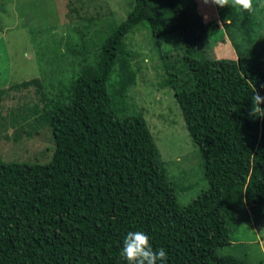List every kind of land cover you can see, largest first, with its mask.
Listing matches in <instances>:
<instances>
[{"label": "trees", "instance_id": "trees-1", "mask_svg": "<svg viewBox=\"0 0 264 264\" xmlns=\"http://www.w3.org/2000/svg\"><path fill=\"white\" fill-rule=\"evenodd\" d=\"M262 5L253 0L251 11L241 10L223 0L221 14L204 20L197 0H133L118 23L110 13L67 32L61 19L42 24L54 52L67 55L77 72L53 96L37 76L0 87V264H124L119 249L130 230L147 233L154 249L165 248L166 264H254L218 249L232 243L238 207L264 216V100L258 107L255 97H264V48L242 53L237 42L259 40ZM19 7L18 16L39 19L38 11ZM91 7L76 0L70 18H84ZM14 11L0 6L1 21ZM134 28L147 29L153 41L178 37L175 53L159 50V84L174 91L207 181L186 204L177 199L181 189L143 113H129L138 109L131 90L139 68L129 45ZM220 28L237 56L200 54ZM46 77L53 84V73ZM31 85H38L37 100L1 113L6 89ZM35 135L45 144L31 150L26 140ZM2 149L27 155L11 160Z\"/></svg>", "mask_w": 264, "mask_h": 264}, {"label": "rangeland", "instance_id": "rangeland-1", "mask_svg": "<svg viewBox=\"0 0 264 264\" xmlns=\"http://www.w3.org/2000/svg\"><path fill=\"white\" fill-rule=\"evenodd\" d=\"M75 1L0 0V6L7 7L8 12L20 8L19 6L24 11H28V14H31L34 10L39 12V19L36 22L34 16L31 19H24L20 15L18 16L15 11L12 14L7 12L1 15L4 21L0 19V87L7 88L10 84L37 76L40 77V84H43L41 90H44L45 94L48 93L49 96H53L55 93L61 94L65 86L68 85L70 77L77 72V65L75 68L74 62L69 61L67 55L64 56L65 59H62L60 58V52L58 54L54 52L56 47L53 46L56 42L54 43V40H52L51 34L41 33L42 24H52L53 19H61V23L64 22L67 26L65 29L67 32L76 24L78 26L83 25L84 22H87L89 16L95 17V21L99 17L102 18L110 13V16H112L110 21L114 20L118 23L126 16L133 2V0H85L93 7H91L87 16L85 15L84 18L80 19L70 18V9L73 8ZM197 2L198 10L203 18L205 17L204 20L214 16V13L216 18L221 14L215 0H197ZM260 3L263 4L262 12H264V1L260 0ZM95 5L97 8L94 7ZM258 18L264 27V14ZM6 21L10 23L8 25L4 24ZM101 25L105 29L108 20L102 21ZM139 28L132 30L134 33L129 40L130 48L134 50L133 64L139 67L136 83L131 88L138 109H131L129 113H143L161 156L167 165L169 175L176 178L177 185L181 189L178 190L181 192L178 193L177 199L180 204H186L194 198L202 188V184L207 181L203 175L202 153L187 131L174 91L170 87L159 84L161 79L159 50L160 53L165 51L171 54L175 53L178 37L175 33H167L153 41L147 29L146 32H142L138 31ZM222 29L220 28L208 41L206 40L201 44L200 54L208 57L228 56L233 58L237 56L236 50L229 40L230 38L227 36L226 31ZM33 30H36L34 38ZM236 31L240 34L239 30ZM255 35L259 40L254 43L237 38L242 53L260 47L264 48V45L261 44L264 40V28L263 30L255 29ZM97 38L95 37L94 41L89 40L88 51L93 52L96 50ZM251 39H254V37L252 36ZM157 40L159 45L156 44ZM262 53L264 56V51ZM49 72L53 73V84L47 82L48 76L45 78ZM37 86L6 89L1 99V103H4L1 105V113L6 114L5 111L9 107L18 112L19 106L23 103L31 104L37 100L39 96ZM12 95L18 96L19 99L12 97ZM41 138L43 137L39 136L38 138L36 135L29 138L26 140L27 146L31 150H34L36 146L37 148L42 147L45 143L38 140ZM8 142L11 143V141ZM17 152L10 153L9 150L2 149V153L6 158L25 160L22 156L25 157L27 154L22 155L19 150ZM190 182H192L191 188L180 187ZM245 207H238L231 218L230 239L232 243L220 247L218 251L220 253L245 255L254 264H264V216L252 213L249 210L250 208Z\"/></svg>", "mask_w": 264, "mask_h": 264}, {"label": "clouds", "instance_id": "clouds-1", "mask_svg": "<svg viewBox=\"0 0 264 264\" xmlns=\"http://www.w3.org/2000/svg\"><path fill=\"white\" fill-rule=\"evenodd\" d=\"M231 3L233 7L241 10L251 11L253 9V0H231ZM217 4L223 5V0H219ZM255 97L259 107L264 97L259 95ZM149 239L148 234L143 231H128L124 235L122 246L119 249L124 264H166L167 252L165 248L154 249Z\"/></svg>", "mask_w": 264, "mask_h": 264}, {"label": "crops", "instance_id": "crops-1", "mask_svg": "<svg viewBox=\"0 0 264 264\" xmlns=\"http://www.w3.org/2000/svg\"><path fill=\"white\" fill-rule=\"evenodd\" d=\"M248 208V207H247Z\"/></svg>", "mask_w": 264, "mask_h": 264}]
</instances>
